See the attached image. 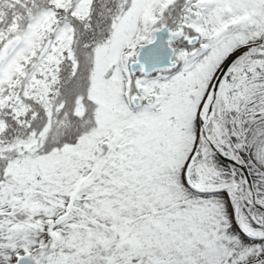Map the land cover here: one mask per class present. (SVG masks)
Instances as JSON below:
<instances>
[{
    "label": "snow or ice",
    "instance_id": "1",
    "mask_svg": "<svg viewBox=\"0 0 264 264\" xmlns=\"http://www.w3.org/2000/svg\"><path fill=\"white\" fill-rule=\"evenodd\" d=\"M0 264H264V0H0Z\"/></svg>",
    "mask_w": 264,
    "mask_h": 264
}]
</instances>
